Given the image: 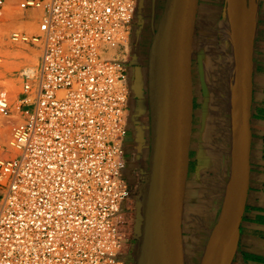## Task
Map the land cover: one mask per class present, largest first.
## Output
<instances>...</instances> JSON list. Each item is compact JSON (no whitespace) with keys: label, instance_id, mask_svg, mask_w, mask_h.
I'll return each mask as SVG.
<instances>
[{"label":"built area","instance_id":"obj_1","mask_svg":"<svg viewBox=\"0 0 264 264\" xmlns=\"http://www.w3.org/2000/svg\"><path fill=\"white\" fill-rule=\"evenodd\" d=\"M138 3L0 0L35 27L11 41L39 53L21 71L18 110L0 89L10 125L0 134V264H129L140 222L125 147Z\"/></svg>","mask_w":264,"mask_h":264},{"label":"crops","instance_id":"obj_2","mask_svg":"<svg viewBox=\"0 0 264 264\" xmlns=\"http://www.w3.org/2000/svg\"><path fill=\"white\" fill-rule=\"evenodd\" d=\"M165 1L139 0L132 29L126 175L142 191L147 187L151 151L149 55ZM248 2L252 3L250 182L239 234L226 264H264V0ZM234 14V0L199 2L192 64L193 125L180 228V264L202 263L236 179L239 93ZM138 243L139 239L132 244L133 254H137Z\"/></svg>","mask_w":264,"mask_h":264},{"label":"water","instance_id":"obj_3","mask_svg":"<svg viewBox=\"0 0 264 264\" xmlns=\"http://www.w3.org/2000/svg\"><path fill=\"white\" fill-rule=\"evenodd\" d=\"M199 2L166 0L152 40L148 82L151 151L147 196L144 211L140 215L142 225L137 226L141 245L136 264L181 263L178 252L193 125L192 64ZM234 2L239 93L236 177L239 205L231 230L214 246L209 243L201 264H215L223 251L228 247L231 250L239 234L249 190L252 144V3L248 0ZM225 209L226 205L220 222Z\"/></svg>","mask_w":264,"mask_h":264},{"label":"rangeland","instance_id":"obj_4","mask_svg":"<svg viewBox=\"0 0 264 264\" xmlns=\"http://www.w3.org/2000/svg\"><path fill=\"white\" fill-rule=\"evenodd\" d=\"M12 6V7H11ZM6 7H11V8H6ZM3 11H0V40L3 41V44H0V57H1V61H0V83H2V85L0 86V89H2V87L4 88V82H7V80L10 77V72H8L10 68L12 67H16L15 69L13 68V76L15 79V92L13 93L12 90L11 92V97H12V102H13V108L14 105L18 104V95L19 92L22 90V77H21V71L23 70V68L27 67V66H38V64H35L32 59L30 60L29 58H13L12 56H10L7 51L12 49V50H18V51H25V52H30V53H36V55L38 54V62H39V53H37V51L34 48H31L25 44H17V43H13L11 41L10 35L13 31L15 30H22L19 26V22H15V24L13 22L12 19L18 21L16 18H20L22 16V11L17 9L14 5H7ZM14 7V8H13ZM14 9V10H12ZM17 9V10H16ZM9 12L8 10H10L12 12V14L16 15V18L14 15L11 14V12H9L8 14H6ZM164 10V9H163ZM15 12V13H14ZM5 13V14H4ZM3 15V16H2ZM12 15V16H9ZM162 16V15H161ZM14 17V18H12ZM135 26V21L133 23V27ZM23 28V26H21ZM26 29V28H24ZM133 34L131 33V37H130V46L132 47V51L134 50L133 47ZM4 69V70H3ZM7 72V74H4L3 72ZM2 72V73H1ZM6 80V81H5ZM7 85H5L6 87ZM6 89H9L8 87ZM18 101V102H17ZM3 119V120H1ZM2 126V127H1ZM5 127V128H4ZM7 127V128H6ZM2 128V129H1ZM6 130H9L6 131ZM2 133V134H1ZM8 133H10V125L7 124V120L3 117H1L0 115V134L3 135L6 138H9L10 134L8 135ZM129 133V130H128ZM6 134V136L4 135ZM136 187H140L137 184L135 185ZM146 187V184H145ZM136 189L135 193L139 192V197L132 199V203L130 204V209H129V213H131V215L135 216V217H140V215L143 213L144 211V201L145 198L147 196V190L145 188V190L142 191ZM138 196V194H136ZM140 225H142V220L140 219L139 222ZM140 245H141V241L139 240V243L137 245L136 248V253L138 254L139 250H140ZM137 254H133L130 258L129 264H136L137 262Z\"/></svg>","mask_w":264,"mask_h":264},{"label":"bare ground","instance_id":"obj_5","mask_svg":"<svg viewBox=\"0 0 264 264\" xmlns=\"http://www.w3.org/2000/svg\"><path fill=\"white\" fill-rule=\"evenodd\" d=\"M236 1V0H235ZM235 4V2H234ZM12 7V6H11ZM11 7H6L7 9L8 8H11ZM235 7V5H234ZM5 8V9H6ZM14 8V7H13ZM14 10V9H12ZM17 10V9H16ZM9 12H11L10 10H8ZM8 12V13H9ZM6 14L7 13V10L5 12ZM4 13V14H5ZM15 13V12H14ZM12 14V12H11ZM14 15V14H12ZM12 15H9V16H12ZM235 15V14H234ZM3 16V15H2ZM15 18H16V15H14ZM23 15L20 17V18H16L18 21L12 19L13 21L10 20V22H13L15 24V22H19L17 24H21V26H23V28L20 26L21 29H28V30H32L34 29L35 27L33 26V24L30 22V21H26L25 19L22 18ZM14 18V17H12ZM15 21V22H14ZM236 24V23H235ZM3 44V41L0 40V44ZM7 53L12 56L13 58H29L30 60L32 59V61L35 63V64H38V54L36 55V53H30V52H25V51H18V50H8ZM13 68L15 69L16 67H12L10 69H8L10 72V77L9 79L7 80V82H4L6 84H4V88H9V90L14 93L15 92V79H14V76H13ZM17 69V68H16ZM4 70V69H3ZM2 71V70H1ZM3 72V71H2ZM1 72V73H2ZM4 74H7V72H3ZM6 81V80H5ZM2 85V83H0ZM0 85V86H1ZM5 85H7L5 87ZM3 86V85H2ZM3 88V87H2ZM18 99V98H17ZM18 102V101H17ZM19 104V102H18ZM18 104L14 105V109L18 110ZM2 117V116H1ZM3 120V119H1ZM4 121V120H3ZM2 127V126H1ZM5 128V127H4ZM7 128V127H6ZM2 129V128H1ZM9 132V130H6ZM2 134V133H1ZM10 133H8L9 135ZM6 136V134H4ZM237 149V148H236ZM236 177H237V173H236ZM228 193V192H227ZM227 198V197H226ZM238 205H239V192H238V185L236 184V179L234 181V183L231 185V188H230V191H229V194H228V198H227V204H226V209H225V212H224V215H223V218L221 220V222L219 223V225L217 226L214 234H213V237L211 239V242H210V245L211 246H214L215 243L220 239L222 238L223 235H225L227 232H229L233 226V224L235 223V216H236V212H237V209H238ZM230 247H228L225 251H223L222 254H220V256L218 257L217 261L215 264H226V261H227V258L229 256V250Z\"/></svg>","mask_w":264,"mask_h":264}]
</instances>
